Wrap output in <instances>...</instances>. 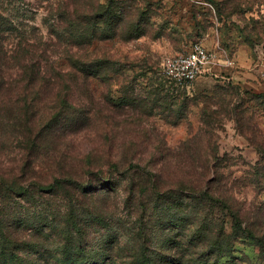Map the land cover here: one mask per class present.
<instances>
[{
	"label": "rangeland",
	"instance_id": "374dc122",
	"mask_svg": "<svg viewBox=\"0 0 264 264\" xmlns=\"http://www.w3.org/2000/svg\"><path fill=\"white\" fill-rule=\"evenodd\" d=\"M101 2L114 19L80 40L74 16L69 35L60 14L81 1L0 0L8 22L0 40L45 72L37 147L0 141V169L20 166L42 181L57 169L85 171L82 180L92 182L72 196L58 190L8 198L10 231L17 235L14 216L32 226L42 209L58 212L61 223L43 236L18 229L43 242L47 264L72 260V240L86 247L84 264H264V0ZM95 33L102 39L90 38ZM194 41L215 59L187 88L174 86L161 63ZM76 55L105 62L101 77L89 79L91 93L72 99L81 118L73 123L68 114L58 117L62 108H51L50 95L72 86L57 72ZM211 148L217 156L204 172ZM207 179L212 199L200 191ZM17 253L27 257L25 248ZM0 264L9 262L0 256Z\"/></svg>",
	"mask_w": 264,
	"mask_h": 264
},
{
	"label": "trees",
	"instance_id": "16d2710c",
	"mask_svg": "<svg viewBox=\"0 0 264 264\" xmlns=\"http://www.w3.org/2000/svg\"><path fill=\"white\" fill-rule=\"evenodd\" d=\"M79 1H81V5L79 4V7L75 8L73 12L69 9L70 5L66 4V9L60 14L61 21L64 19L69 22V26L65 30L67 34L70 35L71 27L75 24L70 16H74L76 22H78L79 30L76 32V37L80 38V40L86 38L85 36L89 34L88 32H96L100 28L107 26L111 19H114L111 10H109V6L104 9L102 8L101 0ZM7 23L8 22L4 20L0 13V39L4 36L2 34H5L4 30L7 29ZM60 27H63V25ZM55 29H57L56 26ZM95 35L96 33L90 38H96V40L102 39L97 38ZM137 36H140V34ZM19 51L20 48L13 49L5 47L3 41L0 40V141H5L15 147L22 146L24 148L25 146V148L30 150V148L34 149L37 147L36 136L38 137V135H36V127L39 126V119L36 115L40 111L39 102L45 101V99H43L44 97L40 95L41 93H45V89L41 88V83L45 79V72L42 71L40 67H37V63H35L32 55H30L31 63L27 65L24 64L23 60H25V58L19 55ZM32 52L34 54V51L31 50V54ZM76 56L77 57L67 62V69H61L57 72L60 83L65 81L66 84V80L70 79L73 83L72 86H70L69 83L66 89L60 87L53 96L50 95V97L55 100L51 108L58 105L59 108H62L60 109L61 111H58L60 112L58 117L61 116L60 118H63L64 115L68 114L72 116L70 122L73 123L78 122L81 118L77 112L79 108L73 106L72 99H78V95H84L86 91L91 93L90 88L88 89L89 79L91 77H101L105 62L102 58L89 60L83 55ZM167 81L172 83L168 79ZM86 86L87 89H84ZM56 96L58 97L57 99ZM48 106L50 105L44 103L42 109ZM208 155L210 159L202 163L204 172H208L211 169L213 163L211 160L216 158L217 151L211 148L208 150ZM15 169L16 172L11 171L7 174L3 173V170L0 169V256L6 258L9 264H13L14 260H16V263L17 260H29L33 264H47L45 260L48 256L45 253H41L45 251L43 242L40 240L31 242L25 237L24 233H19L18 229L24 225L23 228L25 230L27 228L28 230L34 228L36 230V235L43 236L45 230L51 228L56 229L58 224L61 223L60 214L53 210L42 209L39 211L42 214H40L37 223L35 225L31 224L32 226H29L25 219L14 216L16 222L14 231L17 233V235L14 236L10 231L12 228L11 222L3 218L4 212H11L3 209L4 202L16 194H18V196H26L32 191L57 193L58 190H62L63 195L72 196V189H89L92 182L82 180L83 175L86 173L85 171H79V174L75 173V175H65V173H61V169H57L58 174L52 176L51 180L42 181L33 175L25 176L20 166ZM87 172L89 173V171ZM108 179V177L105 179L99 178L97 183L100 184L104 182V180L109 181ZM209 185L208 179L205 180L200 191L203 193L204 197L209 196V198L212 199L211 190L208 189ZM71 205L72 204H70V206ZM231 214L235 222H241L239 214L232 210ZM72 224H74L73 221ZM53 232L54 231H51V233ZM68 232L70 233V231ZM71 242V244H73V249L71 251L77 253L75 257L70 261L69 259L59 258H55V260L61 264H84L79 254L87 251L86 247L82 248L84 245L80 246V243L76 242V240H72ZM22 248L26 250L27 257L25 258L19 257L17 253V250Z\"/></svg>",
	"mask_w": 264,
	"mask_h": 264
},
{
	"label": "built area",
	"instance_id": "2783aa9c",
	"mask_svg": "<svg viewBox=\"0 0 264 264\" xmlns=\"http://www.w3.org/2000/svg\"><path fill=\"white\" fill-rule=\"evenodd\" d=\"M214 59V52L200 41H194L187 51L164 57L162 73L174 85L187 88L208 70Z\"/></svg>",
	"mask_w": 264,
	"mask_h": 264
}]
</instances>
